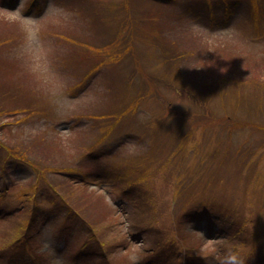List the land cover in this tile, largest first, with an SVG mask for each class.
Returning <instances> with one entry per match:
<instances>
[{"label": "rangeland", "instance_id": "obj_1", "mask_svg": "<svg viewBox=\"0 0 264 264\" xmlns=\"http://www.w3.org/2000/svg\"><path fill=\"white\" fill-rule=\"evenodd\" d=\"M234 250L264 264V0H0V264Z\"/></svg>", "mask_w": 264, "mask_h": 264}, {"label": "clouds", "instance_id": "obj_2", "mask_svg": "<svg viewBox=\"0 0 264 264\" xmlns=\"http://www.w3.org/2000/svg\"><path fill=\"white\" fill-rule=\"evenodd\" d=\"M39 32L38 29L34 27H27L25 29V44L28 47H32L33 45L39 42ZM203 257V256H202ZM206 260L209 257H203ZM129 264H140V257L136 254L129 255L127 257ZM220 264H246V260L240 255L239 251H229L220 262Z\"/></svg>", "mask_w": 264, "mask_h": 264}, {"label": "trees", "instance_id": "obj_3", "mask_svg": "<svg viewBox=\"0 0 264 264\" xmlns=\"http://www.w3.org/2000/svg\"><path fill=\"white\" fill-rule=\"evenodd\" d=\"M159 1H161V2H163L164 0H159ZM23 101H26V98L25 99H22ZM14 112V111H13ZM13 112H7V114H11V113H13ZM72 117V116H71ZM72 120L73 121H75L77 124H81L82 123V121H81V119L80 118H78V117H72ZM86 153V152H85ZM16 162V161H15ZM17 166L18 165H20L21 167H24V166H26L27 164L25 163V162H22V163H19V162H16L15 163ZM58 174H59V172H57ZM59 175H61V176H63V178L64 179H66L67 180V178L66 177H64V175L61 173V174H59ZM52 192H54V193H56L57 194V198H58V200H57V202L59 203V209H62L63 210V212H65L69 217H71V218H73V219H80V220H83L84 221V219L83 218H81L80 216H79V214H78V212H76V211H79L78 210V208L76 207V206H74V204H72V202L70 203L69 201H66L65 202V200L61 197V194L60 193H62V191L60 192V191H58V190H55L54 188H53V191ZM36 204L37 203H35V206H36ZM34 206V205H33ZM32 210H33V212H36V207H33L32 208ZM90 215V214H89ZM90 217L92 218V216L90 215ZM89 216L87 217V219L88 218H90ZM85 221H88V220H85ZM84 224V223H83ZM85 226H86V224H84ZM89 231H91V230H89Z\"/></svg>", "mask_w": 264, "mask_h": 264}]
</instances>
